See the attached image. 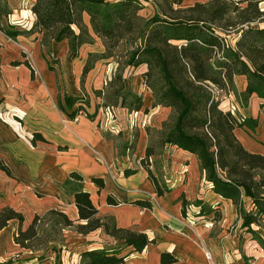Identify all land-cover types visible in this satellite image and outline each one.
<instances>
[{
    "label": "crops",
    "instance_id": "1",
    "mask_svg": "<svg viewBox=\"0 0 264 264\" xmlns=\"http://www.w3.org/2000/svg\"><path fill=\"white\" fill-rule=\"evenodd\" d=\"M204 1L183 0V4ZM147 2L152 7L150 0ZM11 15L10 24L19 29L16 26L22 23ZM84 19L88 22L87 15ZM34 39L37 52H46L40 44V34L34 33ZM96 40L100 41L95 37ZM11 41L0 31V208L11 207L24 220L21 224L9 221L0 231V262L11 258L12 264H80L82 251L104 249L123 257L124 264H162L163 255L173 259L169 264H209L206 250L219 264H264V248L242 225L231 200L212 191L193 154L170 144L163 147L165 172H153L162 191L157 193L140 161L147 147L146 126L150 127L166 109L152 108L154 99L142 78L145 64L131 67V76L139 79L137 87H131L123 74L125 86L142 97L137 117L120 105L113 106L115 121L106 126L103 105L98 106L96 97L95 103L94 99L83 103L67 89L60 92L56 74L45 63L40 68L42 76L32 77L24 60L13 57ZM91 44L82 45L78 52L84 47L87 54L94 52L86 47ZM100 46L104 49L101 41ZM50 47L71 53L66 39L52 42ZM83 59L75 65L80 80ZM100 64L94 62L83 82H89L94 74L99 73L100 78L107 72ZM237 80L243 89L245 78L238 76ZM87 93L92 98L90 91ZM66 97L72 98L71 104H67ZM250 99L258 106L255 113L246 116L257 119L254 131L259 129L260 139L256 141L254 131L243 128H238L236 135L248 150L255 152L256 142L264 147V112L258 97ZM145 108L147 113L143 112ZM125 170L136 172L126 176ZM72 173L82 178L73 177ZM92 178L100 179L101 185ZM79 192L89 194L100 217L120 228L144 233L150 242L143 250L135 251L102 228L85 235L65 228L61 231L66 239L47 248L40 260L43 256L14 242L19 227L26 228L36 214L55 209L79 222L75 205V194ZM245 209L253 211L249 199ZM216 211L220 216L217 219ZM214 225L219 228L213 229ZM251 227L264 239L260 222Z\"/></svg>",
    "mask_w": 264,
    "mask_h": 264
},
{
    "label": "trees",
    "instance_id": "2",
    "mask_svg": "<svg viewBox=\"0 0 264 264\" xmlns=\"http://www.w3.org/2000/svg\"><path fill=\"white\" fill-rule=\"evenodd\" d=\"M262 1L206 0L184 5L183 0H150L153 12L144 18L139 14L144 7L140 0H34L31 11L35 21L28 31L7 23L6 16L10 12L0 5V31L11 39L26 32L40 34V44L46 49L52 42L66 39L73 55L82 45L99 38L104 51L88 52L81 72L82 81L94 62L112 58L120 42L130 44L124 66L145 64L142 78L153 96L152 108L161 106L172 113L173 121L168 125L163 122L159 130L160 147L170 144L193 154L212 191L231 200L242 218V225L264 248V239L251 227L264 220V154L248 150L236 135L238 128L254 131L257 119L240 118L222 109L215 95V91H231L246 104L256 96L264 112ZM84 15L88 16V22ZM233 34L234 43L230 44ZM24 64L34 77L30 63L24 61ZM118 68L105 97L113 104L103 106L120 105L129 112L139 111L142 97L125 86L120 63ZM238 76L245 78L241 91L236 85ZM71 100L66 97L67 104H71ZM143 112L147 113L148 109ZM34 137L41 138L36 134ZM153 155V147L148 144L140 162L160 194L162 191L150 165ZM135 172L125 170L124 174L129 176ZM71 176L82 178L76 173ZM92 180L101 185L100 179ZM246 199L250 200L253 211L245 209ZM182 202L185 205V201ZM75 205L79 222L59 210H49L43 215L36 214L26 228L19 227L14 242L34 253L42 231L46 235L44 242L54 247L56 240L50 239V233L65 228H73L83 235L102 228L135 251L143 250L150 242L144 233L120 228L100 217L87 192L75 194ZM214 216H219V212ZM12 220L21 224L24 218L11 207L0 208V231ZM48 222L52 227L49 231L43 229ZM172 261L164 255L161 257L162 264ZM12 263L11 258L0 262ZM80 264H124V260L116 252L93 249L81 252Z\"/></svg>",
    "mask_w": 264,
    "mask_h": 264
},
{
    "label": "rangeland",
    "instance_id": "3",
    "mask_svg": "<svg viewBox=\"0 0 264 264\" xmlns=\"http://www.w3.org/2000/svg\"><path fill=\"white\" fill-rule=\"evenodd\" d=\"M142 5L144 6L142 10H140L139 14L147 18L149 17L153 9L149 5V3L146 0H140ZM33 0H0V5L3 10L9 11L11 14H14V17L17 19L16 21H20L22 24H17V28L22 29L24 31H27L28 28H30L31 24L34 22V17L32 15L31 11V5ZM260 6L264 8V1L260 3ZM13 15L11 17L9 14L6 16L7 23L10 24V21L12 20ZM235 34H233L229 38V43H234ZM13 46V57H19V59H22L24 61H28L33 69V74L35 77L39 78L42 76L41 74V64L45 63L46 65L51 66L52 73H55L59 84V90L60 92L64 89V91H68V93L76 94L75 98L83 101V103L91 102L92 99H94V103L96 101L95 97L98 99V106L105 105V104H113L111 101L108 102L105 97H108V90L110 89V82L111 79L114 76V73H116L118 68V63H120L121 69H123L122 74L125 75V81H127L131 87L139 86V79L137 80L136 76L133 75V71L131 70V67L124 66L126 62V54L128 52V49L130 48V44H127L126 42H120L117 47L113 51V57L112 58H106L98 60L100 62L101 66L104 67V71L102 76L98 78V74H94L89 82L85 81L83 82L80 80V74H75V65L84 58L83 62L86 61L87 53L84 49L80 50L76 56H72L71 53L64 52L62 53L61 50H58L56 47L55 49L50 47L46 50V52L38 53L35 45V39H34V33H24V35L18 36L16 39H13V41L9 42ZM89 49H94V52H102L104 49L100 46V41L96 40L93 44L87 45ZM21 52V53H20ZM23 54V55H22ZM93 61V58H92ZM110 69V70H109ZM15 71V70H14ZM16 73V72H14ZM17 75V74H14ZM132 73V74H131ZM110 76V79H109ZM73 77L75 79L73 80ZM105 80L106 84H102V81ZM136 81V82H135ZM137 83V85H136ZM144 84V82H143ZM237 88L239 91L243 90L242 85L237 80L236 82ZM75 89V90H73ZM86 89V90H85ZM103 91L104 95H98L95 91ZM87 91H90L92 98L89 97V94ZM215 95L217 99L220 102V107L225 110H230L238 117H246V115H250L255 113L257 109V102L255 100L249 99L247 104L244 102V100H241L240 97L237 96V94H234L233 92H226V91H215ZM98 96V97H97ZM104 97V98H103ZM164 113H160L159 116L154 120V122L151 124L150 127H148L149 131L146 130L147 135V145L150 144L153 147L154 155L152 156V162H150L151 170L155 173H164L165 172V164L163 162V147H160V132L159 130L162 127L163 122H167L166 125L171 123L173 121L171 110L168 108H165ZM257 127V126H256ZM254 136L253 138L258 141L260 139L259 137V129L253 132ZM134 135V134H133ZM133 140H135V135L132 137ZM242 140H244L242 138ZM254 149L255 152L262 153L264 152V147H262V144L256 142ZM220 216H216V219ZM217 224V223H216ZM260 225L262 228V233H264V222L260 221ZM52 227H50V223H46L44 225L45 230H51ZM214 225L213 229H218ZM74 231L73 228H70ZM52 232V231H51ZM49 235V234H48ZM64 232L57 231L56 233H50V239L56 240V243H61V241L65 240L66 238L63 236ZM46 236L43 231L40 234V240L36 241V247L35 252L36 254L43 256L40 259H44V255L47 253V246L50 248L48 243L44 242L43 237ZM244 240V238H243ZM41 242V243H39ZM243 243V242H242ZM43 253V254H42Z\"/></svg>",
    "mask_w": 264,
    "mask_h": 264
},
{
    "label": "built area",
    "instance_id": "4",
    "mask_svg": "<svg viewBox=\"0 0 264 264\" xmlns=\"http://www.w3.org/2000/svg\"><path fill=\"white\" fill-rule=\"evenodd\" d=\"M102 109L105 120L104 124L107 126L111 124L113 121H115L114 108L113 106H103ZM130 114H132L134 117H137L138 111L130 112ZM205 257L209 261V264H219L213 260L211 252L208 250L205 251Z\"/></svg>",
    "mask_w": 264,
    "mask_h": 264
}]
</instances>
